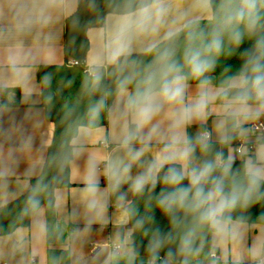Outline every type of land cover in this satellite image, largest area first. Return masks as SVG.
<instances>
[{"label": "clouds", "instance_id": "clouds-1", "mask_svg": "<svg viewBox=\"0 0 264 264\" xmlns=\"http://www.w3.org/2000/svg\"><path fill=\"white\" fill-rule=\"evenodd\" d=\"M260 208L264 0H0V264H264Z\"/></svg>", "mask_w": 264, "mask_h": 264}, {"label": "trees", "instance_id": "trees-1", "mask_svg": "<svg viewBox=\"0 0 264 264\" xmlns=\"http://www.w3.org/2000/svg\"><path fill=\"white\" fill-rule=\"evenodd\" d=\"M64 56H65V59L67 62L72 60V59L75 60L77 58L75 55L70 56L66 52L65 47H64ZM60 70H61L60 74L57 76L58 78L65 76V74L67 73V69L61 68ZM45 71L58 72L55 66L48 68V69H45ZM57 134H59V129H57ZM22 199H23V197L21 196L20 200H22ZM20 200H17L14 204H10L9 209H14L19 204ZM253 211H254V213L258 212L259 215H264V208H260L258 210L254 209ZM9 219L10 218L7 216H0V231L6 232L8 230ZM25 223H27V222H25Z\"/></svg>", "mask_w": 264, "mask_h": 264}, {"label": "crops", "instance_id": "crops-1", "mask_svg": "<svg viewBox=\"0 0 264 264\" xmlns=\"http://www.w3.org/2000/svg\"><path fill=\"white\" fill-rule=\"evenodd\" d=\"M54 58H57L61 61H63L64 63H67L69 64V62L71 61H66L65 59V56H64V45L63 43H61L60 45L57 46L56 50L51 54ZM73 60V59H72ZM64 69H67V68H64ZM60 71L59 70L58 72H53L56 74V78L59 79L57 76L60 74ZM74 73H72V70L71 69H67V73L65 74L66 75H73Z\"/></svg>", "mask_w": 264, "mask_h": 264}, {"label": "built area", "instance_id": "built-area-1", "mask_svg": "<svg viewBox=\"0 0 264 264\" xmlns=\"http://www.w3.org/2000/svg\"><path fill=\"white\" fill-rule=\"evenodd\" d=\"M73 63H75V60H71V61L69 62V64H73Z\"/></svg>", "mask_w": 264, "mask_h": 264}]
</instances>
